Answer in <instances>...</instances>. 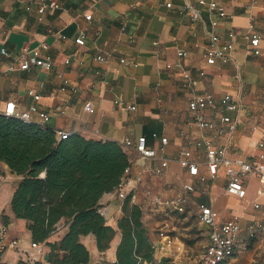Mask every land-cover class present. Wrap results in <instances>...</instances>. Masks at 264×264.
<instances>
[{"label": "crops", "instance_id": "1", "mask_svg": "<svg viewBox=\"0 0 264 264\" xmlns=\"http://www.w3.org/2000/svg\"><path fill=\"white\" fill-rule=\"evenodd\" d=\"M51 1H56L59 7L38 11L42 3ZM217 1L232 17L220 20L216 30L225 38L227 30L234 29L236 43L229 61L209 65L204 51L214 16L204 11L203 21L195 22L183 10L186 2L196 0H0V113L7 102L14 101L20 110H31L33 122L56 131L115 142L145 137L147 145L157 149L158 154L145 158L129 149V177L142 178L136 198L143 192L138 204L145 213L144 223L150 233L158 223L157 214L166 211L153 203L148 205L146 200L158 194L152 193V187L160 183L151 169L166 158L169 163L162 178L166 194L158 195L172 197L185 182L196 183V191L189 194L188 203L196 204L198 210L201 203L211 206L220 222L240 216L235 253L227 264H264V194L257 195L259 181L247 178L246 197L238 198L225 192L224 168H220L215 180L201 185L178 161L180 150L189 148L200 172L207 174L205 148L195 145L200 139L227 147L229 158H250L264 153V148H256L264 130V0ZM251 24L262 36L259 56L250 54L249 42L244 37ZM81 31L85 34L83 45L75 42ZM42 43L48 48H42ZM24 45L40 48L43 56L51 58L52 68L8 69ZM3 48L7 55L1 52ZM97 55L104 59H97ZM121 59L134 61L136 65L122 63ZM183 71H188L197 84L188 86ZM201 71H205L203 77ZM203 92L211 93L217 100L230 93L243 104L239 111L225 112L239 121L231 138L216 128H200L195 123L188 101ZM87 104L93 112L86 110ZM40 111L49 114L45 123L39 117ZM204 115L221 125L222 112L217 109H206ZM163 136L168 143L161 149ZM0 167L3 180L8 182L0 185V218L3 214L9 217L10 238L20 240V253L8 249L1 260L15 264L22 259L21 253L34 249L30 246L27 221L16 218L11 210L13 192L22 176L12 173L3 162ZM123 203L115 191L100 199L108 224L116 229L123 215ZM66 231V228L58 230L53 240ZM207 236L205 247L209 241L208 226ZM82 241L90 251L87 264L116 260L120 237L104 252L98 250L92 234L83 236ZM155 241L163 245L161 248L158 244L156 254L158 250L172 248L168 235ZM48 252L46 246L43 264H51L47 261ZM162 256L156 255L158 260Z\"/></svg>", "mask_w": 264, "mask_h": 264}, {"label": "trees", "instance_id": "2", "mask_svg": "<svg viewBox=\"0 0 264 264\" xmlns=\"http://www.w3.org/2000/svg\"><path fill=\"white\" fill-rule=\"evenodd\" d=\"M0 162L22 176L11 199V210L27 221L31 239L49 247L51 264H87L90 251L82 241L93 235L104 252L120 233L116 260L100 264H169L158 260L144 212L125 199L118 228L101 213L100 199L113 192L131 166L129 149L115 141L88 139L80 134L60 138L58 132L35 122L0 113ZM181 216L184 213H179ZM2 219L9 224V217ZM67 231L57 240L51 237ZM0 264L3 262L0 257ZM15 264H43L19 260Z\"/></svg>", "mask_w": 264, "mask_h": 264}, {"label": "built area", "instance_id": "3", "mask_svg": "<svg viewBox=\"0 0 264 264\" xmlns=\"http://www.w3.org/2000/svg\"><path fill=\"white\" fill-rule=\"evenodd\" d=\"M167 5L171 6L170 3ZM48 7L58 8L59 4L56 1L44 2L41 7H39L38 11L43 13ZM183 10L188 12L191 19L195 22L203 21L204 11L214 16L210 20L212 31L209 35V43L205 48L204 56L209 65H214L218 61H229L232 58V52L235 48L236 32L234 29L229 28L226 37L223 38L216 30L220 20L232 17V15L226 10L225 6L217 0H196V3L186 2L183 6ZM244 37L249 42L248 49L250 54L254 56L261 55L262 51L260 42L262 36L255 31L253 24L249 26ZM75 42L79 45L85 43V34L83 31H81L76 37ZM41 47L48 48V45L42 43ZM1 52L7 55V51L4 48L1 49ZM97 59L102 60L104 58L102 55H97ZM121 62L128 65H136L135 62L131 60L127 61L126 59H121ZM52 65L51 58L49 56H43L40 48L30 49L24 45L20 48L18 55L16 56V61L11 62L8 69H15L17 66L21 70H28L31 67H39L49 70L52 68ZM182 75L186 79L188 86H194L197 84L196 79L191 77L188 71H183ZM204 75L205 71H201L200 76L203 77ZM30 93L33 94L36 99L39 98V95L34 94L33 91ZM116 103L123 104L122 101H116ZM242 106L243 104L240 101L235 100L230 93L224 94L219 100H217L211 93L203 92L193 95L188 101V108L194 117L195 123L200 128H216L220 133H226L229 138L235 134L239 121L237 118L225 114V112L239 111L243 108ZM32 109H34V107ZM131 109H135V106H132ZM206 109H217L222 112V116L220 117L221 125H217L216 122L205 117L204 111ZM86 110L90 112L94 111L90 104L86 105ZM2 114L8 117L18 118L25 122H32L31 110H20L14 101L6 103ZM39 117L42 122L45 123L49 119V114L45 111H40ZM57 132L60 138H67V136L72 134L64 131ZM158 136L157 133H153L154 138H158ZM160 142L162 144L161 149H163L168 143V138L163 136L160 138ZM118 143L145 158H153L158 154L157 149L151 148L147 145L145 137L137 139L127 137ZM195 145L198 148H205L207 174H202L200 172V165L194 161V152L189 148L180 150L178 161L181 167L187 169V172L191 177L197 179L199 184L206 185L210 180H215L222 167L225 169V179L227 182L225 192L228 195L245 198L246 188L244 183L246 179L250 177H254L259 181L257 195L261 196L264 194V153H259L250 158H229L228 148L225 146H215L211 140H196ZM256 148H264V130L256 143ZM168 163V159L161 158L159 164L153 167L151 172L155 175L162 174L167 169ZM129 172L130 167L127 169L126 176L123 178L120 185L115 189V194L123 202L131 194V202L135 203L136 193L142 182V178L138 177L133 179L132 177H129ZM2 180L3 170L0 167V184ZM195 191L196 183L185 182L182 190L172 197L155 195L152 196L151 201L156 206L170 212L183 213L186 211L189 194L194 193ZM255 206L258 207L259 205L256 203ZM100 211L105 215V210L103 208H101ZM199 219L209 228V241L200 255V264H227V261L235 253L236 241L241 230L239 224L240 216L234 215L224 222H220L216 211L213 210L211 206L201 203L199 205ZM160 236L164 237L165 235L161 232ZM159 243L160 242L153 241L155 250L158 249ZM19 244L20 240L10 238L9 224L0 218V257H2L8 249H15L19 252ZM30 246L34 251L31 253H21L20 256L22 259L31 262L42 261L46 254V245L31 240ZM160 246L162 248V243H160Z\"/></svg>", "mask_w": 264, "mask_h": 264}, {"label": "rangeland", "instance_id": "4", "mask_svg": "<svg viewBox=\"0 0 264 264\" xmlns=\"http://www.w3.org/2000/svg\"><path fill=\"white\" fill-rule=\"evenodd\" d=\"M164 172L160 175L154 174L155 180H157L160 183L152 187V190H154V192L152 191V193L166 194L165 189L162 186L163 185L162 178ZM2 183L4 184L6 183L7 185L8 182L7 180L6 181L2 180L1 184ZM143 196H144L143 192L139 193V198L137 195L135 203L138 204V199L141 200ZM151 198L152 197L149 196L146 197L148 205L149 203H152ZM183 213L184 215L181 216L179 213L170 212L166 210V211H162V213L159 212L157 214L156 217L158 223L155 226L153 232L151 233V237L153 241L160 240L162 237L160 236V233L163 232L164 235H168L169 238L172 239V248L168 250H163L162 252L158 250L157 254L155 251V256L161 255L162 253L164 256H162L161 258L170 259L169 264H200L199 263L200 255L203 249L205 248V244L208 239L207 226L200 221L199 210L196 204L188 203V205H186V211ZM144 217H145V213H144ZM160 228L163 229L160 230ZM119 237H121L120 233H118V235L115 237L112 244H114ZM53 238L51 237L52 240ZM85 241L87 242L88 240L85 239ZM178 253H180V256Z\"/></svg>", "mask_w": 264, "mask_h": 264}]
</instances>
